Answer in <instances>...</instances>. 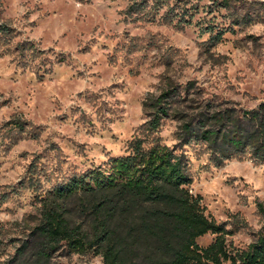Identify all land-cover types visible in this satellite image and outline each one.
Listing matches in <instances>:
<instances>
[{"label":"rangeland","instance_id":"1","mask_svg":"<svg viewBox=\"0 0 264 264\" xmlns=\"http://www.w3.org/2000/svg\"><path fill=\"white\" fill-rule=\"evenodd\" d=\"M134 1L0 0L2 18L17 30L15 40H30L42 50L26 65L12 54L0 57V264L38 220L30 170L41 189H48L72 173L128 154L129 141L152 111L150 101L170 85L179 87L185 113L210 100L242 115L264 101V0L235 2L253 18L239 25L230 23L216 0L189 2L200 26L212 20L231 27L215 45L199 26L178 28L177 19L163 23L165 8L152 20L148 6L146 16H129ZM14 117L24 121L27 133L16 143L15 131L1 128ZM179 126L177 118H163L161 142L177 143ZM182 150L190 191L201 195L206 214L235 229L226 236L228 247L245 248L264 235V163L246 156L215 167L204 145L190 143ZM213 238L206 233L196 241L205 246ZM50 264H101V258L61 247Z\"/></svg>","mask_w":264,"mask_h":264},{"label":"trees","instance_id":"2","mask_svg":"<svg viewBox=\"0 0 264 264\" xmlns=\"http://www.w3.org/2000/svg\"><path fill=\"white\" fill-rule=\"evenodd\" d=\"M149 1H134L127 14L146 16L148 6L152 20L165 8L160 15L163 23L177 19L178 28L199 26L210 45L232 30L212 20L202 26L200 18L193 21L195 13L186 7L192 0ZM216 1L227 10L232 25L253 21L252 15L235 7L242 0ZM17 35L0 9V57L12 54L17 63L31 64L42 50L30 40H15ZM180 92L177 85H170L150 101L152 111L139 126V135L129 141L128 154L72 173L48 189H41L36 171L30 170L27 182L36 192L38 220L6 264H50L61 247L68 253L91 252L101 264H264V235L245 248L228 247L226 236L235 229L206 214L201 195L190 191L192 177L182 150L190 143L204 145L215 167L246 156L264 163V101L242 115L210 100L185 113ZM165 117L180 120L178 142L170 146L158 135ZM23 125L14 117L1 128L15 131L16 143L27 134ZM36 137L37 133L30 134ZM206 233L214 238L201 246L196 239Z\"/></svg>","mask_w":264,"mask_h":264}]
</instances>
